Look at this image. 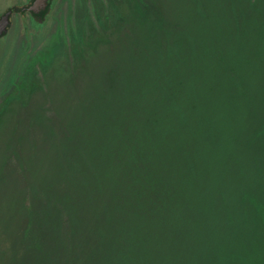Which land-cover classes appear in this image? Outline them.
<instances>
[{
  "label": "rangeland",
  "instance_id": "obj_1",
  "mask_svg": "<svg viewBox=\"0 0 264 264\" xmlns=\"http://www.w3.org/2000/svg\"><path fill=\"white\" fill-rule=\"evenodd\" d=\"M142 1L51 0L42 17L12 13L0 37V264L49 250L52 264H264V0H153L151 13ZM30 2L0 0V14ZM162 55L175 76L160 83ZM155 82L172 103H154ZM154 112L185 136L172 144L189 158L184 181L168 169L128 173L106 129L130 115L131 147L161 158L159 129L143 146ZM172 158L167 166L182 163ZM168 186L184 201L162 234L126 210L119 220L142 226L137 235L115 239L110 222L101 239L103 206L151 205Z\"/></svg>",
  "mask_w": 264,
  "mask_h": 264
},
{
  "label": "trees",
  "instance_id": "obj_2",
  "mask_svg": "<svg viewBox=\"0 0 264 264\" xmlns=\"http://www.w3.org/2000/svg\"><path fill=\"white\" fill-rule=\"evenodd\" d=\"M141 1V0H140ZM146 2V4H145ZM143 4L146 5L147 11H149L151 13V11H154L156 9L155 6V2L153 0H146V1H142ZM142 4V5H143ZM11 8H15V9H20L17 6L11 7ZM14 9V10H15ZM46 13V12H45ZM44 13V14H45ZM43 14V15H44ZM154 16V15H153ZM159 21V18L156 16L154 19V24H157V22ZM159 32L157 33V37L158 39L164 36V31H161V28L158 27ZM165 37V36H164ZM166 39V37H165ZM159 41H161L159 39ZM159 49V48H158ZM151 49H147L145 52L146 55V60L147 63H150L149 58L151 57L150 54ZM157 63H155V68H157V74L155 79L159 80V75L162 79H166L169 77H174V73H173V68H175L173 63H170V60H168L167 58H165L163 55L162 57L158 58ZM147 66H149L147 64ZM152 72V71H151ZM32 73V77L35 76L36 71L35 70H31ZM154 75V73L152 72V76ZM150 76V75H149ZM163 82V81H162ZM28 83V82H27ZM26 83V85H27ZM161 83V81H160ZM26 87V86H25ZM161 86L158 82H155V87L153 88L154 92L153 94L159 98V101H156L154 103H161L162 105H169L170 102L172 103L173 98H171L170 95H168V93L166 92H160ZM162 89V88H161ZM160 92V93H159ZM138 96V95H137ZM182 100V99H181ZM185 100V99H184ZM182 100V101H184ZM176 106H180L181 102H175L173 103ZM159 105V106H162ZM160 111V110H159ZM179 109L176 110L175 114L173 116V118L175 117H180L181 119L185 118V114H182L180 112ZM155 117L147 119L145 122L143 121V135L146 138V143L143 144L144 145H151V142H153V135H154V131L157 132L156 137L158 139L159 137V132L158 129L160 131V139L163 141V144H161V158L156 157L151 150H148V147L145 148H138L137 145L135 144V146L131 147V144L133 143V140L135 137V133L129 129L126 130L125 129V125L128 126H132V125H136L138 124V121H135L133 119H131L129 116L130 115H126V116H121L120 114L116 115L113 120H112V126L110 125V127L106 128L110 134L115 138V140H113L122 151H124L125 153V158L122 161H125V163L127 164V169H128V173H158V172H163L166 169H168V171H172V173H179L180 180L184 181L185 179H187L186 174L191 173V170L187 168H190V164L188 161V156H187V152L185 151V149L181 146H175V150L172 148V144L173 142L177 145V142L181 141L182 143H180L181 145L185 146V143L182 141V139L185 137L184 134L182 133L181 128H174L170 125V123L175 122L174 119L172 118L171 120L168 119V116L170 114H168L167 117H165V114L163 115V117H157L158 116V112H154ZM167 121V125L164 126V122ZM128 122V123H127ZM177 122V121H176ZM179 125V124H178ZM184 128V126H181ZM122 128H124L127 133H124V131H122ZM181 131V137L178 138V131ZM152 139V140H151ZM171 143H168L170 142ZM111 144V143H110ZM112 147V144H111ZM172 155L175 156L177 155L180 159V161L182 162L180 165H177L174 161L172 166H167L165 164V161L168 159L173 160ZM139 156L141 157V159H139ZM174 170V171H173ZM184 174V175H183ZM185 178V179H183ZM181 184V182H180ZM182 185V184H181ZM143 187V186H142ZM149 190V189H148ZM175 189H172L168 186V188H164L163 189V194L162 197H151L152 199V203L151 205H139L137 204L136 208H133V206H129L128 208L124 207V208H117V209H111L108 210L109 207L107 206H103V209L101 210L100 213H97L98 216L96 218L97 222L99 223V226L102 229L101 233V239H104L105 234V230L107 228V225L112 222V223H120L119 226H117L115 228L114 231V235H115V239L119 238L121 236L125 237V234H133V235H137V232L139 231V229L141 230L142 226H140L139 229H136L137 232L133 231L132 226L129 225L128 229H126V225L127 222L131 221L130 218L120 221L119 220V216L117 213H124L126 212V210L129 211V214H131V212H135L134 214H132V218H134L136 220V222L138 223H146L149 224V226L153 229H155L152 233L157 235V234H162L161 232L165 231V225L163 224H167L169 222H171L173 220V218H175V211L176 209V205L179 202L184 201V198H180L175 195ZM165 195V196H164ZM179 195H181V193H179ZM155 203H157L156 205H154ZM139 205V207H138ZM224 205H227V202H225ZM78 212H74V211H66L65 216L66 219L69 218V216H73L74 217H78ZM180 213V210L178 211ZM102 221H104L103 225ZM126 221V222H125ZM125 222V223H124ZM123 226L125 227L123 230ZM161 226V228H160ZM104 227H106L104 229ZM137 227V226H136ZM108 229V228H107ZM128 230V231H127ZM71 232V231H70ZM70 232H67V235L64 234V239L67 245L73 244L71 242L70 239ZM72 234V233H71ZM55 254L52 253L50 250L48 251V254L44 257H35L34 258V264H52V261L54 260ZM139 257H141V255L139 254ZM56 260V259H55ZM67 261H70V257L67 255ZM141 262H145V257H141ZM129 264H133L131 261L128 262Z\"/></svg>",
  "mask_w": 264,
  "mask_h": 264
},
{
  "label": "water",
  "instance_id": "obj_3",
  "mask_svg": "<svg viewBox=\"0 0 264 264\" xmlns=\"http://www.w3.org/2000/svg\"><path fill=\"white\" fill-rule=\"evenodd\" d=\"M51 0H31V2L22 7V11L29 12L34 17H42L48 10ZM14 8H9L0 14V37L7 33L11 25V15Z\"/></svg>",
  "mask_w": 264,
  "mask_h": 264
},
{
  "label": "flooded vegetation",
  "instance_id": "obj_4",
  "mask_svg": "<svg viewBox=\"0 0 264 264\" xmlns=\"http://www.w3.org/2000/svg\"><path fill=\"white\" fill-rule=\"evenodd\" d=\"M21 8H22V7H21ZM21 8H20V9H18V8L15 9V8H14V9H15L14 12H25V11H22Z\"/></svg>",
  "mask_w": 264,
  "mask_h": 264
}]
</instances>
